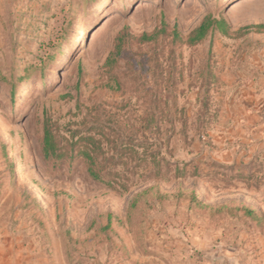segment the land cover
I'll list each match as a JSON object with an SVG mask.
<instances>
[{"label":"rangeland","instance_id":"rangeland-1","mask_svg":"<svg viewBox=\"0 0 264 264\" xmlns=\"http://www.w3.org/2000/svg\"><path fill=\"white\" fill-rule=\"evenodd\" d=\"M205 17L226 30L190 45ZM259 24L264 0H0V264H264Z\"/></svg>","mask_w":264,"mask_h":264},{"label":"trees","instance_id":"trees-1","mask_svg":"<svg viewBox=\"0 0 264 264\" xmlns=\"http://www.w3.org/2000/svg\"><path fill=\"white\" fill-rule=\"evenodd\" d=\"M224 25V21L212 20L210 17H205L200 25L189 33L188 43L190 45H194L203 41L214 26H218L219 29H223L222 31H225L226 28H224ZM247 27H256L257 29L262 30L264 29V24L250 25ZM79 142L84 143L78 148L77 154L83 158L87 172L94 181L105 184L106 186L115 190L129 189L128 184H126V181L130 179L128 178L129 176L126 175L127 178L124 179L122 173L110 168V161H101L98 159L99 152L102 151V147L99 141L92 134L81 136L78 143ZM42 148L46 157L56 152V142L54 140V135L51 128L47 126V124L44 127ZM115 164L116 163L113 165ZM245 213L249 216L257 218V215L253 210L246 209Z\"/></svg>","mask_w":264,"mask_h":264}]
</instances>
